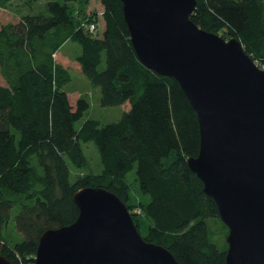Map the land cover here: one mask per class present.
I'll return each instance as SVG.
<instances>
[{"label":"trees","instance_id":"obj_1","mask_svg":"<svg viewBox=\"0 0 264 264\" xmlns=\"http://www.w3.org/2000/svg\"><path fill=\"white\" fill-rule=\"evenodd\" d=\"M15 1L21 0H0V8ZM22 1L28 13L0 30V254L11 264H36L41 235L77 220L75 194L103 187L127 205L137 227L148 218L142 236L168 248L179 264H225L227 238L221 246L208 223H223L218 206L188 163L200 152L198 116L175 79L138 59L122 1L100 0L102 36L99 27L96 34L86 27L99 26L96 18L86 25L74 6L83 0H47L39 12L40 0ZM191 19L241 41L264 68V0H197ZM68 41L81 45L77 62L100 88L101 104H130L118 121L89 118L76 126L90 102L73 104L65 89L72 76L55 54ZM87 143L99 151L101 173L88 169ZM132 172L148 197L139 216L130 202ZM15 209L23 239L13 243L5 231Z\"/></svg>","mask_w":264,"mask_h":264},{"label":"water","instance_id":"obj_2","mask_svg":"<svg viewBox=\"0 0 264 264\" xmlns=\"http://www.w3.org/2000/svg\"><path fill=\"white\" fill-rule=\"evenodd\" d=\"M121 1L140 62L175 79L198 116L200 152L188 163L228 227L225 264H264V68L241 41L191 19L197 0ZM74 201L77 220L41 235L36 264H179L114 192L87 187ZM0 264L11 262L0 254Z\"/></svg>","mask_w":264,"mask_h":264},{"label":"rangeland","instance_id":"obj_3","mask_svg":"<svg viewBox=\"0 0 264 264\" xmlns=\"http://www.w3.org/2000/svg\"><path fill=\"white\" fill-rule=\"evenodd\" d=\"M47 0H40L35 7V10L44 11V5ZM23 1H15L12 8L3 9L0 8V30L8 23H17L20 20V15L28 13V8L23 6ZM75 7L81 9L85 24H89L95 18L99 24L98 35L102 36L105 23L102 16L104 7L100 0H83L74 4ZM87 25L89 28L91 26ZM219 32L218 35L230 40V37L226 34ZM82 47L78 42L68 41L61 49L55 54L56 63L63 65L71 74L72 80L65 86L66 91L70 96V100L73 104L79 98L85 97L90 102L89 109L85 112L84 116L76 123L79 128L85 120L92 118L100 120L104 124L116 122L121 119L124 112L130 109V104L118 105V106H103L101 104V90L99 87L94 86L89 79L82 73L81 68L77 62V57L81 54ZM256 62V61H255ZM257 63V62H256ZM257 65L261 67L258 63ZM263 68V67H261ZM0 84H5L4 78L0 75ZM84 151L89 160L88 169L93 173H101L102 164L100 160V154L94 143H87L83 145ZM128 181L132 187L131 204L138 216L141 214V208L146 204L148 197L145 196L140 188L135 172H132L128 176ZM17 209L13 210L11 220L8 228L5 231V235L10 242H16L23 239V236L15 228V216ZM142 222L138 225L141 235H146L150 226V221L146 216H141ZM210 231L212 232L213 239L221 246H224V241L228 236L229 230L225 228L223 223L219 219H209Z\"/></svg>","mask_w":264,"mask_h":264},{"label":"built area","instance_id":"obj_4","mask_svg":"<svg viewBox=\"0 0 264 264\" xmlns=\"http://www.w3.org/2000/svg\"><path fill=\"white\" fill-rule=\"evenodd\" d=\"M89 26H91V27H89ZM89 28H88V30L90 31V32H92V33H97V31H98V25L96 24V23H91V24H89ZM136 212V211H135ZM141 212V211H140Z\"/></svg>","mask_w":264,"mask_h":264},{"label":"bare ground","instance_id":"obj_5","mask_svg":"<svg viewBox=\"0 0 264 264\" xmlns=\"http://www.w3.org/2000/svg\"><path fill=\"white\" fill-rule=\"evenodd\" d=\"M102 16H103V13H102Z\"/></svg>","mask_w":264,"mask_h":264}]
</instances>
